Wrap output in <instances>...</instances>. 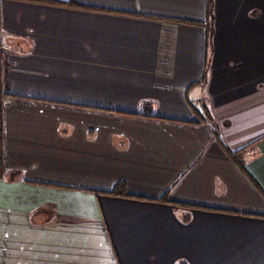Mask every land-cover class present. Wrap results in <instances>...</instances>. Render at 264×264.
Instances as JSON below:
<instances>
[{
  "label": "crops",
  "instance_id": "obj_1",
  "mask_svg": "<svg viewBox=\"0 0 264 264\" xmlns=\"http://www.w3.org/2000/svg\"><path fill=\"white\" fill-rule=\"evenodd\" d=\"M0 264H264V0H0Z\"/></svg>",
  "mask_w": 264,
  "mask_h": 264
},
{
  "label": "trees",
  "instance_id": "obj_2",
  "mask_svg": "<svg viewBox=\"0 0 264 264\" xmlns=\"http://www.w3.org/2000/svg\"><path fill=\"white\" fill-rule=\"evenodd\" d=\"M118 186L120 185V184H117Z\"/></svg>",
  "mask_w": 264,
  "mask_h": 264
}]
</instances>
